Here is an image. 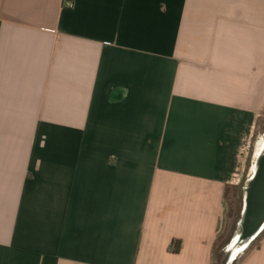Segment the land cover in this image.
I'll return each instance as SVG.
<instances>
[{
    "label": "crops",
    "instance_id": "0c3cea01",
    "mask_svg": "<svg viewBox=\"0 0 264 264\" xmlns=\"http://www.w3.org/2000/svg\"><path fill=\"white\" fill-rule=\"evenodd\" d=\"M263 113L264 0H0V264H213Z\"/></svg>",
    "mask_w": 264,
    "mask_h": 264
},
{
    "label": "rangeland",
    "instance_id": "374dc122",
    "mask_svg": "<svg viewBox=\"0 0 264 264\" xmlns=\"http://www.w3.org/2000/svg\"><path fill=\"white\" fill-rule=\"evenodd\" d=\"M262 147H264V113L259 120L253 139V145L250 148V158L248 164H246L245 176L240 184H230L228 186L224 202L225 210L220 224V231L215 248L216 256L214 257L213 264H236L238 259L242 256L243 250L237 247L240 251H236L233 245L237 242L242 231L246 188L248 181L251 179L250 177L255 173L257 156H259L258 153ZM259 239L260 238L253 243L254 246L258 244ZM247 245H249V243H245L244 247Z\"/></svg>",
    "mask_w": 264,
    "mask_h": 264
},
{
    "label": "water",
    "instance_id": "95a60500",
    "mask_svg": "<svg viewBox=\"0 0 264 264\" xmlns=\"http://www.w3.org/2000/svg\"><path fill=\"white\" fill-rule=\"evenodd\" d=\"M264 228V148L261 151L254 175L248 181L245 213L240 240L253 241Z\"/></svg>",
    "mask_w": 264,
    "mask_h": 264
},
{
    "label": "trees",
    "instance_id": "16d2710c",
    "mask_svg": "<svg viewBox=\"0 0 264 264\" xmlns=\"http://www.w3.org/2000/svg\"><path fill=\"white\" fill-rule=\"evenodd\" d=\"M244 221V219H243ZM242 228H243V222H242ZM240 243L242 244V241L240 240ZM217 244V243H216ZM181 246H182V243L180 240H174L170 246V251L174 252V253H179L180 250H181ZM216 256V250L214 252V257ZM214 261V259H213Z\"/></svg>",
    "mask_w": 264,
    "mask_h": 264
},
{
    "label": "bare ground",
    "instance_id": "6f19581e",
    "mask_svg": "<svg viewBox=\"0 0 264 264\" xmlns=\"http://www.w3.org/2000/svg\"><path fill=\"white\" fill-rule=\"evenodd\" d=\"M263 148H264V147H262V149L260 150V153H261V151L263 150ZM260 153H259V155H260ZM240 236H241V234H240ZM240 236H239V238L237 239V242H235L234 245H233V246H234V249H235L236 251H240L239 249H237V247H238V248L240 247L241 250H242L243 247H244V244H241V243H240ZM236 251H235V252H236ZM235 252H234V253H235Z\"/></svg>",
    "mask_w": 264,
    "mask_h": 264
},
{
    "label": "built area",
    "instance_id": "2783aa9c",
    "mask_svg": "<svg viewBox=\"0 0 264 264\" xmlns=\"http://www.w3.org/2000/svg\"><path fill=\"white\" fill-rule=\"evenodd\" d=\"M69 6H70V7H73V4H72V3H69Z\"/></svg>",
    "mask_w": 264,
    "mask_h": 264
}]
</instances>
